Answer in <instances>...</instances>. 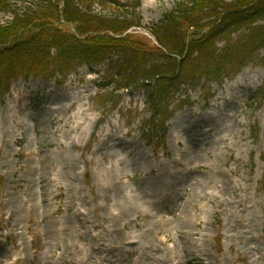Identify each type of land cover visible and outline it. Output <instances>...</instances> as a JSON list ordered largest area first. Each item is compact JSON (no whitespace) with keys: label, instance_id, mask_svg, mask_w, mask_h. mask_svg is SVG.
Instances as JSON below:
<instances>
[{"label":"rangeland","instance_id":"obj_1","mask_svg":"<svg viewBox=\"0 0 264 264\" xmlns=\"http://www.w3.org/2000/svg\"><path fill=\"white\" fill-rule=\"evenodd\" d=\"M43 1L11 0L0 25ZM119 1L140 2L143 26L152 27L184 0ZM111 62L12 83L0 105V261L97 264L108 256L150 264L147 247L160 246L173 258L167 264H184L185 244L204 264H264V66L250 64L222 83L173 84L163 135L150 126L147 89L122 91L116 106L98 100ZM241 78L244 87L234 86ZM225 179L231 190L223 197L217 186ZM115 209L116 228L103 222ZM163 232L173 237L167 245ZM55 238L58 251L49 248Z\"/></svg>","mask_w":264,"mask_h":264},{"label":"trees","instance_id":"obj_2","mask_svg":"<svg viewBox=\"0 0 264 264\" xmlns=\"http://www.w3.org/2000/svg\"><path fill=\"white\" fill-rule=\"evenodd\" d=\"M140 7L119 0H45L14 13L12 22L0 25V104L20 78L52 80L112 61L98 100L116 106L122 91L147 89L154 105L150 126L164 135L173 115L164 102L173 84L222 83L250 64L264 66V0H184L152 27L143 26ZM0 11L11 12V0H0Z\"/></svg>","mask_w":264,"mask_h":264},{"label":"bare ground","instance_id":"obj_3","mask_svg":"<svg viewBox=\"0 0 264 264\" xmlns=\"http://www.w3.org/2000/svg\"><path fill=\"white\" fill-rule=\"evenodd\" d=\"M244 81H245V78H241L239 80H237L234 84V86H237V87H244ZM195 115H198V114H195ZM205 117L206 115L202 116L201 118H195V116L193 118H195V120H205ZM202 129V128H201ZM205 131V130H203ZM208 131H205L203 133H206ZM113 140V139H111ZM204 183L198 181L197 183V189L201 191V189L203 188ZM217 189L219 191V193H222L221 195H226L227 194V191L230 189L231 190V183H229V181H227L226 179L222 182L221 185H218L217 186ZM157 189L156 190H153L152 188L150 189V197L149 199L154 200L152 202L156 203L157 200L156 199V196H157ZM203 192V191H202ZM199 195H201V192L198 193ZM224 197V196H223ZM212 202V201H211ZM119 210H116L115 211H111L109 214L105 213V217L103 218V222L105 221L106 224H110L112 225L113 227H117V223H116V219L120 218L122 216V211L119 213L118 212ZM178 220L180 221L181 219L178 218ZM183 224L186 226H188V224L191 222L190 218L188 215H184L182 220ZM228 227V225H227ZM163 234L165 235V244L164 245H167L169 241L173 240L172 238V235H168L167 233L163 232ZM176 234H177V237H180L183 238V235H184V231H183V228H177L176 229ZM246 234H249V232H247ZM191 235H195V234H192ZM226 238L228 239L229 238V235H228V231L226 230ZM57 238H55L54 240V244L53 242L49 243V248L52 249L54 247H56V250H60L61 247H62V242L61 241H58L56 240ZM119 237L118 236H115L113 238V240H118ZM121 241V240H119ZM54 245V247H53ZM66 247L67 246H64V249L63 250H66ZM232 247V246H231ZM147 250L150 252V253H153L152 254V258H149V261H150V264H156L159 263V264H167V263H170L172 261V256L169 254H166L165 250H163L160 246L158 249H155L153 247H147ZM173 250V248H172ZM179 250L182 254V258H183V263L184 264H193V262L190 260L191 258H189V256H193L194 257V260L196 261L195 264H204L202 262H200V258L198 256H195L194 254H192V250L190 249L189 246L185 245V244H180L179 245ZM66 252V251H64ZM173 253V251H172ZM52 259H54V257H52ZM24 260L23 258L21 257H18L16 258L14 261H9V262H4V261H0V264H24ZM97 264H116V262H112L110 258H108V256H103V257H99L97 258V260L95 261ZM43 264V263H42ZM44 264H72V263H69L68 261L66 260H62V258H59L57 261H52V260H48L46 261ZM210 264H221V261H216L215 263L211 262Z\"/></svg>","mask_w":264,"mask_h":264}]
</instances>
